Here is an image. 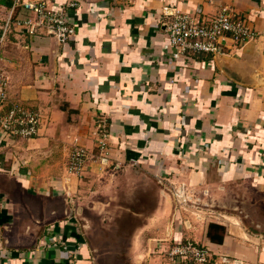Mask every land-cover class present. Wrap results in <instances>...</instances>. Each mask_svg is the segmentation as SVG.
Wrapping results in <instances>:
<instances>
[{
  "label": "crops",
  "instance_id": "1",
  "mask_svg": "<svg viewBox=\"0 0 264 264\" xmlns=\"http://www.w3.org/2000/svg\"><path fill=\"white\" fill-rule=\"evenodd\" d=\"M46 1L65 8L75 36L62 44L18 29L0 47L10 103L40 114L35 138L0 130V264H72L63 244L73 264L102 255L107 264H179L165 251L188 241L210 250L209 264H264V231L212 217L189 224L169 192L178 181L207 191L241 182L264 196V0ZM165 7L208 18L227 8L253 38L175 63ZM75 147L87 152L81 173L70 171ZM113 180L155 190L124 261L94 246L85 218L86 187ZM212 223L226 228L221 244L209 239Z\"/></svg>",
  "mask_w": 264,
  "mask_h": 264
},
{
  "label": "built area",
  "instance_id": "2",
  "mask_svg": "<svg viewBox=\"0 0 264 264\" xmlns=\"http://www.w3.org/2000/svg\"><path fill=\"white\" fill-rule=\"evenodd\" d=\"M78 6L71 2L68 8ZM19 9L24 11L21 14ZM0 14L1 11H0ZM163 14L166 20L171 57L176 62L188 59L192 55L222 53L223 42L230 38L236 43H244L253 38V32L246 20L234 12L224 8L218 15L194 16L178 8L165 7ZM4 20L0 31V47L13 31L24 29L29 36L44 35L57 38L62 44L70 41L76 34L65 13L64 7L51 8L46 0H15L11 9L3 13ZM9 78L0 69V130L13 137L23 139L35 138L39 135L40 114L34 109L22 104H11L8 97ZM103 122L102 128H106ZM106 134L99 141V149L106 147ZM87 152L83 147H75L71 155L70 171L81 173L86 166ZM169 192L173 198L175 210L183 216L187 223L204 222L208 216L201 213L197 206L202 199L201 193L207 190H197L184 181L171 182ZM197 209V211L193 209ZM64 249L69 253L73 264L72 253L68 246ZM171 247V248H170ZM166 254L179 264H209L213 255L206 247L188 242H176L170 246ZM221 263L244 264L242 260L221 258Z\"/></svg>",
  "mask_w": 264,
  "mask_h": 264
},
{
  "label": "rangeland",
  "instance_id": "3",
  "mask_svg": "<svg viewBox=\"0 0 264 264\" xmlns=\"http://www.w3.org/2000/svg\"><path fill=\"white\" fill-rule=\"evenodd\" d=\"M2 19L0 16V27ZM116 176H122L125 180L133 179V183L137 178L135 175L119 173ZM122 180L98 182L87 186V203L84 207L94 246L103 254L108 251L115 252L114 254L124 261L130 235L143 220L138 213L149 214L153 210L155 190L152 185L147 188H140L138 185L120 188L119 183L122 184ZM201 196L197 208L213 220H237L251 232L259 229L264 231V196L250 183L224 185L208 190L206 195L201 193ZM101 201H109L110 204L104 206L98 203ZM193 210L197 211L196 208ZM100 264H107L105 255L100 257Z\"/></svg>",
  "mask_w": 264,
  "mask_h": 264
},
{
  "label": "trees",
  "instance_id": "4",
  "mask_svg": "<svg viewBox=\"0 0 264 264\" xmlns=\"http://www.w3.org/2000/svg\"><path fill=\"white\" fill-rule=\"evenodd\" d=\"M0 5L10 6L9 0H0ZM226 234V228L224 226L212 223L209 227L208 236L213 243L221 244ZM123 261V260H122ZM121 262V260H120Z\"/></svg>",
  "mask_w": 264,
  "mask_h": 264
}]
</instances>
